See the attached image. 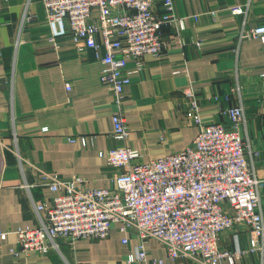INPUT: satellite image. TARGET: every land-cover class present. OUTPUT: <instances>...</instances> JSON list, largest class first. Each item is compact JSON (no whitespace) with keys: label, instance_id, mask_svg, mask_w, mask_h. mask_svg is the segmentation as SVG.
Returning a JSON list of instances; mask_svg holds the SVG:
<instances>
[{"label":"crops","instance_id":"crops-1","mask_svg":"<svg viewBox=\"0 0 264 264\" xmlns=\"http://www.w3.org/2000/svg\"><path fill=\"white\" fill-rule=\"evenodd\" d=\"M155 9L164 11L161 0ZM206 10L217 13L193 18ZM175 13L183 23L161 27L163 53L146 55L144 68L130 74L121 108L129 134L118 139V106L93 49L79 52L70 38L55 47L42 0H0V264H127L143 241L136 228L117 224L106 239L73 245L60 239L59 250L44 256L16 254L17 231L40 227L33 200L50 203L55 195L42 184L47 173L111 188L117 171L101 151L127 146L147 162L190 145L197 126L189 117V89L207 122L228 123L225 110L243 106V140L261 180L264 215V43L240 37L242 29L264 23V0H175ZM128 66L133 70L134 61ZM145 247L150 259L166 256L157 239H146ZM218 250L233 258L219 264H264V249L251 251L245 229L222 231ZM163 264L201 263L184 257Z\"/></svg>","mask_w":264,"mask_h":264},{"label":"built area","instance_id":"built-area-1","mask_svg":"<svg viewBox=\"0 0 264 264\" xmlns=\"http://www.w3.org/2000/svg\"><path fill=\"white\" fill-rule=\"evenodd\" d=\"M156 1L42 0L50 42L57 47L60 38H70L77 51L93 49L101 61L100 79L118 106L113 114L118 139L129 134L121 108L130 74L144 68L146 55L163 53L166 44L160 30L164 24L183 23V17L175 13V0H161L162 13L156 11ZM231 11L242 13L239 7ZM216 13L206 10L193 18ZM240 37L264 43V23L242 29ZM129 60L134 61L133 70ZM66 87L70 90V83ZM186 95L189 117L197 126L190 145L147 162L138 150L127 146L101 151L117 171L116 187H89L81 177L45 174L42 184L55 195L50 203L33 200L40 227L17 231L15 253L44 256L59 250L60 239L71 245L78 239H106L117 224L122 231L136 228L143 240L135 253L127 255V264H163L184 257L201 264H219L228 257L233 263L229 252L218 250L221 232L228 229H245L251 251H262L261 180L250 167L243 140L244 108L226 109L228 123L207 122L199 113L193 90ZM149 238L165 245V257L150 259L145 247ZM128 241L125 238L123 243Z\"/></svg>","mask_w":264,"mask_h":264}]
</instances>
